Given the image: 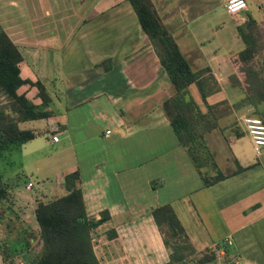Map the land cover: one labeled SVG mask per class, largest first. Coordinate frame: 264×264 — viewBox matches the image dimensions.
<instances>
[{
  "label": "crops",
  "instance_id": "obj_1",
  "mask_svg": "<svg viewBox=\"0 0 264 264\" xmlns=\"http://www.w3.org/2000/svg\"><path fill=\"white\" fill-rule=\"evenodd\" d=\"M28 1L26 14L22 0L4 1L10 9L0 27L21 54L20 77L44 85L50 116L38 119L45 129L24 128L38 134L20 147L46 131L69 160L33 205L63 194V176L77 170L85 213L100 221L90 236L99 264L166 262L150 215L162 204L172 207L196 253L213 251L214 260L203 264H264V148L256 151L239 123L244 115L264 123V0H245L235 14L225 12L224 0H150L190 70L208 68L216 81L204 100L216 125L204 139L226 177L209 186L160 109L173 88L128 0ZM248 16L263 46L245 64L233 57L244 47L236 27ZM17 93L40 103L33 86L22 84ZM187 94L206 109L195 84ZM25 181L31 190L33 181Z\"/></svg>",
  "mask_w": 264,
  "mask_h": 264
},
{
  "label": "trees",
  "instance_id": "obj_2",
  "mask_svg": "<svg viewBox=\"0 0 264 264\" xmlns=\"http://www.w3.org/2000/svg\"><path fill=\"white\" fill-rule=\"evenodd\" d=\"M128 3L173 88V93L161 102L160 109L179 145L203 186L224 179L226 175L218 170L204 139V133L216 125V116L212 111L214 107L204 101L217 88L214 77L208 68L190 70L174 40L162 26L150 0H128ZM236 30L244 47L233 58L246 64L262 48L263 43L256 23L250 16ZM21 59L19 50L0 27V152L10 148L18 150L23 143L38 134L20 128L19 123L50 116V111L46 109L50 97L44 85L39 80L30 81L20 77L18 62ZM247 74L250 75L249 72ZM22 84L36 89V96L40 99L38 105L24 94L17 93ZM190 84H195L205 105L203 112L187 94ZM255 89L252 90L259 94L260 89ZM240 170L242 168L238 166L236 171ZM63 189V194L45 201L38 200L34 205L32 213L37 225L39 248L26 264H99L91 246L94 219L85 213L77 170L63 176ZM4 195V187L0 186V200ZM150 215L167 252V261L161 264H203L214 260L213 251L196 253L169 204L152 208ZM100 217L107 216L102 214ZM107 236L112 237L114 233H108ZM28 242L20 241L23 244L21 252L27 250ZM6 250L3 253L0 250L3 260L9 256V253L8 256L4 255Z\"/></svg>",
  "mask_w": 264,
  "mask_h": 264
},
{
  "label": "rangeland",
  "instance_id": "obj_3",
  "mask_svg": "<svg viewBox=\"0 0 264 264\" xmlns=\"http://www.w3.org/2000/svg\"><path fill=\"white\" fill-rule=\"evenodd\" d=\"M4 1L6 0H0V20L4 18L5 13L10 9L9 6L4 5ZM42 2V0L39 1V4ZM22 4H24L23 10L26 14L27 5L30 2L22 0ZM249 8L251 9V13L257 11L256 5L252 2L249 4ZM39 13L40 10L36 14ZM221 17V14L216 15V18ZM259 89L263 90V88ZM32 126L42 129L45 127V122L44 120H34L19 124V127L22 129ZM222 132L224 133L225 131ZM47 133L46 131L43 132L27 146L19 147L18 150H10L12 149L10 148L0 152V186L4 187L5 190V195L0 200V250L3 253L7 248L4 254L6 256L9 255L8 258L6 257L7 260L10 257V259L20 257L27 263L28 259L38 250L39 244L36 238V229L32 228L33 225H36L32 214V207L35 205H33V199L41 192L47 194V189L52 186L53 174H58L66 166V162L69 161L67 160L66 149H60L58 142L50 144L47 140ZM207 137L210 138L208 135ZM35 143H38V146L33 148L35 147ZM208 144L215 152L214 154H216L217 158H221L220 150L215 148L218 143L211 142L210 138ZM20 162H24L29 169L18 170ZM36 164L38 171L34 170V165ZM26 178L31 179L34 183L33 188L29 191L24 189ZM29 239L31 240L29 241ZM21 240L29 241L25 252L20 251V248L23 246L20 243Z\"/></svg>",
  "mask_w": 264,
  "mask_h": 264
},
{
  "label": "built area",
  "instance_id": "obj_4",
  "mask_svg": "<svg viewBox=\"0 0 264 264\" xmlns=\"http://www.w3.org/2000/svg\"><path fill=\"white\" fill-rule=\"evenodd\" d=\"M233 0H224L223 7L226 13L235 14L239 11L246 9V1L244 0L245 7L240 8L238 11H232L231 5ZM239 123L243 128V131L248 135L251 143L253 144L254 149L257 151L260 148H264V123L263 121L254 115H244L240 117ZM107 132V131H106ZM52 141L56 140V137L53 136ZM32 183L27 182L25 184L26 189H30ZM0 264H26V262L20 257H14L8 259L7 261H2Z\"/></svg>",
  "mask_w": 264,
  "mask_h": 264
},
{
  "label": "clouds",
  "instance_id": "obj_5",
  "mask_svg": "<svg viewBox=\"0 0 264 264\" xmlns=\"http://www.w3.org/2000/svg\"><path fill=\"white\" fill-rule=\"evenodd\" d=\"M243 7H245L244 0H233L231 10L238 11L240 8Z\"/></svg>",
  "mask_w": 264,
  "mask_h": 264
},
{
  "label": "water",
  "instance_id": "obj_6",
  "mask_svg": "<svg viewBox=\"0 0 264 264\" xmlns=\"http://www.w3.org/2000/svg\"><path fill=\"white\" fill-rule=\"evenodd\" d=\"M99 222H100L99 220H96V221L94 222V224L92 225V227L95 226V225H97Z\"/></svg>",
  "mask_w": 264,
  "mask_h": 264
}]
</instances>
